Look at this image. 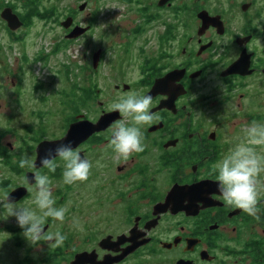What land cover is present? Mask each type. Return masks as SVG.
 <instances>
[{
  "label": "flooded vegetation",
  "instance_id": "obj_1",
  "mask_svg": "<svg viewBox=\"0 0 264 264\" xmlns=\"http://www.w3.org/2000/svg\"><path fill=\"white\" fill-rule=\"evenodd\" d=\"M41 1L0 0V33L7 35L6 43L28 40L39 9L54 6ZM63 1L68 4L61 20L56 15L40 20L56 21L67 48L79 46L86 64L78 66L77 77L87 71L99 76L111 53L116 92L149 95L157 80L171 72L177 78L163 93L151 96L155 118L142 128V151L127 159L114 158L108 141L110 128L122 119L120 113L74 148L91 162L90 175L97 185L93 191L94 185L66 184L56 193L61 195L56 205L67 208L65 220L48 218L45 232L62 233V244L43 239L32 243L14 216L0 213V264H264V192L258 197L256 216L226 207L213 168L243 137L248 123H264V29L258 30V24L264 26L259 19L264 17V0H83L80 5ZM8 9L21 23L17 30L2 17ZM67 18L72 25L65 29L62 22ZM75 27L81 36L68 39ZM237 62L236 72H230ZM73 88L79 95L76 114L63 126L64 133L56 138L44 135L39 142L62 138L72 123H97L116 112L99 101V117H88L80 111L86 93L99 94L101 89L97 83L89 89L76 83ZM39 142L28 145L23 140L21 148L34 166ZM19 159L12 161L0 141V162L18 178L14 185L0 180V200L9 193L18 206L34 207V169L20 168ZM62 168L35 167L50 176ZM259 180L264 183V173ZM17 189L20 194L12 197ZM84 190L85 195L94 193L92 207L91 199L82 196ZM73 218L79 226L73 225Z\"/></svg>",
  "mask_w": 264,
  "mask_h": 264
},
{
  "label": "rangeland",
  "instance_id": "obj_2",
  "mask_svg": "<svg viewBox=\"0 0 264 264\" xmlns=\"http://www.w3.org/2000/svg\"><path fill=\"white\" fill-rule=\"evenodd\" d=\"M68 1L71 5H80L83 0ZM41 2L44 5L56 6L58 20H61L68 4L63 0H42ZM63 34L64 31L60 27L58 28L56 21L48 24L43 23L40 19L37 20L31 34L27 36L26 42L6 43V41L9 42L6 39L7 35L2 36L0 33V141L12 157V161L28 157L27 151L21 150V148L24 146L23 140H27L28 145L35 143L31 140L32 135L37 138L45 133L47 137L56 138L57 135L64 133L63 126L66 127L68 119L76 114L73 100L79 95L78 91L73 88V84L85 83L86 89H89V85L97 83V88L101 89L102 93L92 94L91 99L85 101L80 108L83 114H87L91 118H97L101 114L99 101L105 103L106 106V104L110 105L113 99L123 95L121 92H116L112 86L108 61L112 57L111 53L108 54L99 76L91 77L87 71L82 78L81 76L77 77L76 73L78 66L82 67L86 63L78 52V45L70 49L61 46L60 52L51 53L56 45H61ZM151 47L156 48L155 46ZM148 48L145 47L146 50ZM22 55H26L29 60L24 61ZM39 55H44L46 60H37L36 57ZM126 78L123 80H129ZM109 90L111 92L106 93ZM72 93L75 94L73 97ZM106 109L108 108L106 107ZM37 129H42L44 132L37 131L34 134ZM58 165L63 166V162H56V167ZM92 170L93 167L90 168V172ZM90 172L87 180L77 181L70 185H80L84 188L87 185H91V187L94 185V191L97 185L96 177L94 179ZM48 176L53 185L55 197L60 199L61 195L56 193H61V189L66 185L63 182V171H55L53 176ZM0 180L14 185L18 178L14 171L0 162ZM85 192L86 190L83 191L82 196L91 199L89 203L92 207L95 199L94 193L93 196H89L85 195ZM10 218L12 219V216ZM6 253L10 254L8 251Z\"/></svg>",
  "mask_w": 264,
  "mask_h": 264
},
{
  "label": "clouds",
  "instance_id": "obj_3",
  "mask_svg": "<svg viewBox=\"0 0 264 264\" xmlns=\"http://www.w3.org/2000/svg\"><path fill=\"white\" fill-rule=\"evenodd\" d=\"M259 19L264 20V17ZM259 29H264V26L258 24ZM152 99L150 95L128 92L111 101L110 108L118 111L122 116V119L116 121L110 128L108 146L113 150L114 158L127 159L131 154L142 151V128L155 118L150 112ZM129 120L131 123L128 122ZM57 157L63 162L65 184L87 180L92 164L70 143L57 147L55 156L49 153L42 157L41 168L54 169ZM18 166L34 169V182H31L30 188L34 207L18 206L9 200L10 194L5 193V198L0 200V213L7 212V216H14L23 235L32 243L43 239L50 241L52 245L62 244L64 235L60 232L46 234L45 223L48 218H51L52 222H63L66 206L56 205L49 176L35 169L30 157L19 159ZM213 168L214 178L218 182L219 198L224 205L256 216L258 197L264 192V183L259 180L264 173V123L256 120L248 123L243 130V137L222 154ZM72 223L74 226H79L75 218Z\"/></svg>",
  "mask_w": 264,
  "mask_h": 264
},
{
  "label": "water",
  "instance_id": "obj_4",
  "mask_svg": "<svg viewBox=\"0 0 264 264\" xmlns=\"http://www.w3.org/2000/svg\"><path fill=\"white\" fill-rule=\"evenodd\" d=\"M86 5H81L80 9L83 11L85 9ZM2 17L7 20L9 27L11 30H17L21 23L19 22V19L16 15L12 13L10 9L4 10L2 13ZM70 18H67L65 21L62 22V26L67 29L72 25V22H70ZM79 27H75L74 30L67 36L68 39L74 40L77 39L79 36H81L82 32L79 31ZM85 31V29H83ZM239 62H237L234 66H232L229 71L230 72H236V69L238 68ZM177 78V74L175 72H171L170 74L166 75L164 78H161L157 80L156 84L154 85L153 90L149 93L150 96L156 95L158 93H163L167 87L174 82V80ZM159 108H162V105L159 106ZM118 111L114 112L113 114H107L104 115L97 123H93L90 120H82L75 123H72L69 126V129L65 136H63L60 139L57 140H43L39 142L37 145L36 151H37V158L35 162L36 168H41L40 159L49 153L52 154V156H55V150L57 147L63 144H71L73 148H76L81 142L87 140L89 137H91L96 132H99L103 130L106 126H108L113 120L118 118ZM83 117V116H80ZM78 117V118H80ZM30 175V174H29ZM19 189L15 190L12 193V197H17L18 194H20ZM79 257H77L78 259Z\"/></svg>",
  "mask_w": 264,
  "mask_h": 264
},
{
  "label": "trees",
  "instance_id": "obj_5",
  "mask_svg": "<svg viewBox=\"0 0 264 264\" xmlns=\"http://www.w3.org/2000/svg\"><path fill=\"white\" fill-rule=\"evenodd\" d=\"M42 5L40 4V1L38 2V8H40ZM38 17H39V19H42V20H49L51 17H53V16H55L56 15V18H58V15H57V9H56V6H53V7H49V8H45V10L44 11H41L40 9H39V11H38ZM65 43H67V41H64V40H62V42H61V45L60 44H58V45H56L55 46V48H53V50H52V54H55V53H58V52H60V50H61V46H65ZM1 48V47H0ZM44 55H39V56H37L36 57V59L37 60H46V57H43ZM23 59H24V61H28L29 59H28V57L26 56V55H23ZM35 59V60H36ZM66 66H68V65H66ZM68 72H69V69L67 70ZM92 94H94V92H88V93H86V99H85V101H89L90 99H91V97H92ZM75 95V94H74ZM74 95H72L71 94V96L73 97ZM71 101V100H70ZM74 101V103H75V107H74V109L75 108H78V102H79V97H77L76 99H74L73 100ZM37 131H41V132H44L42 129H37V130H35L34 131V134L37 132ZM44 135H45V133H44ZM44 135H42V136H40V137H37L36 138V136L34 135V139H35V142H39L43 137H44ZM34 139H33V141H34Z\"/></svg>",
  "mask_w": 264,
  "mask_h": 264
},
{
  "label": "bare ground",
  "instance_id": "obj_6",
  "mask_svg": "<svg viewBox=\"0 0 264 264\" xmlns=\"http://www.w3.org/2000/svg\"><path fill=\"white\" fill-rule=\"evenodd\" d=\"M105 129V128H104ZM90 138V137H89Z\"/></svg>",
  "mask_w": 264,
  "mask_h": 264
}]
</instances>
